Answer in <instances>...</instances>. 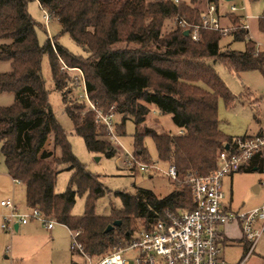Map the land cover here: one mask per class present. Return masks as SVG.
Returning a JSON list of instances; mask_svg holds the SVG:
<instances>
[{
	"label": "trees",
	"instance_id": "trees-1",
	"mask_svg": "<svg viewBox=\"0 0 264 264\" xmlns=\"http://www.w3.org/2000/svg\"><path fill=\"white\" fill-rule=\"evenodd\" d=\"M30 1L34 0H0V40L4 41L0 61L11 64L10 71L0 73V94L15 95L11 106L0 107V158H4L9 176L26 187L28 208L53 212L70 231L81 232L78 241L86 253L102 257L131 242L136 220L147 230L164 211L194 208L186 179L214 171L219 153L231 150L234 141L219 129L218 99L223 98L230 107L236 97L213 63L221 62L236 73L256 70L264 75V50L249 40L248 30L241 28L242 16L235 13L228 18L238 28L228 36L235 42L246 41L244 51L232 50L229 45L222 48L225 36L214 29H201L202 40L198 42L185 36L186 29L177 24L164 33L168 20L202 23V14L195 7L197 0H35L50 18L58 20L62 34H69L84 48L87 56L83 57L70 53L56 38L39 42L37 22L28 11ZM208 3L217 9L220 0ZM259 27L264 31V16ZM45 56L65 111L87 150L107 158L117 154L106 125L89 106L86 108L89 100L105 116L121 115L115 127L118 134L124 133L127 120L135 123L134 154L150 165L155 162L144 141L152 138L158 162L176 168L179 180L171 193L158 197L141 188L135 195L117 192L122 209L112 208L109 216L96 215V202L108 190L74 155L53 113L42 76ZM70 71L80 72L84 82L83 100L74 106L67 100L69 91L64 90ZM150 104L161 114L172 115L181 133L159 134L148 127ZM51 135L57 154H42ZM255 167L263 172V161L258 164L254 159L239 172L254 171ZM62 170L71 172L68 187L49 202ZM84 195L85 213L73 215L76 198ZM116 221L121 224L107 231ZM246 245L247 254L249 243Z\"/></svg>",
	"mask_w": 264,
	"mask_h": 264
},
{
	"label": "rangeland",
	"instance_id": "rangeland-1",
	"mask_svg": "<svg viewBox=\"0 0 264 264\" xmlns=\"http://www.w3.org/2000/svg\"><path fill=\"white\" fill-rule=\"evenodd\" d=\"M182 1L190 3L191 0ZM221 3H224V0H221ZM233 4L237 8L236 14L242 15L247 19L249 34L253 39L251 41L255 42L258 50H264V31L259 27L260 19L264 16V0H235L232 4H226L224 7L228 11H231L230 8ZM28 11L37 22V35L41 44L46 43L48 39L56 38L60 45L70 53L83 57L87 56L84 48L77 45L69 34H62V28L57 19L49 18V16L47 17L48 19L45 17L48 14L40 7L37 1L34 0L28 3ZM221 25L224 26L223 22H221ZM174 26V20L166 21L164 33H167ZM230 26L237 27L232 24ZM2 43L4 41L0 40V45ZM220 46L222 48L228 46L232 50L244 51L246 49V41L235 42L231 36H227L220 42ZM213 65L223 83L236 97L235 102L230 107L226 105L223 98L218 99L220 131L224 135L234 138L244 136L255 137L261 133L264 134V75L256 70L236 73L221 62H215ZM10 70V62L0 61V73ZM42 76L45 80V87L49 92V101L53 113L65 130L74 155L86 166L91 174L99 176L100 182L108 190L106 195L96 202V215L109 216L111 215L112 208L122 209V202L116 196L117 192L135 195L138 189L141 188L154 192L158 197H164L173 191L176 187L174 181L164 174L168 171L170 164L166 165L158 162L157 151L152 138L147 137L144 144L161 171H133L124 164L126 157L125 150L131 154L134 153L133 135L136 126L132 120L126 121L122 135L116 131L121 145L114 144L117 150V154L114 157L107 158L101 154L91 153L87 150L83 138L74 131L73 123L65 111L63 96L55 87L47 56L43 58L42 62ZM64 90L66 92L69 91V94L67 93V100L71 102V105L74 106L77 101L81 102L83 100L84 82L80 72L70 71L69 82ZM14 102L15 95L13 93L0 94V107L11 106ZM88 106L87 100V109ZM148 107L150 108V114L146 121L148 127L153 128L159 134H180L173 122L172 115L161 114L154 105L150 104ZM112 117L116 127L121 122V115L113 114ZM51 138V152L57 154L53 144V135H51ZM140 161L145 162L142 158ZM4 170H6V165L4 158L1 156L0 202L1 199L7 200L6 198L10 197L9 199L20 207L21 212H30L31 209L27 207L24 189L22 190L19 183L14 188L10 179L1 175ZM70 177V171H60L53 192L56 194L65 192ZM182 184H177V186L180 188ZM224 192L226 194L225 206H229L233 213H246L259 208L264 204V172H238L233 174L232 178L226 177ZM86 200L87 195L76 198V204L72 210L73 215L82 216L85 213ZM7 213L0 206V264H84V259L71 250L73 237L68 229L57 227L61 231V239L54 242L50 239V237L53 239L54 237L52 235L47 237L46 234L48 232L42 225L43 231L39 236V240H31L23 233L24 227L12 232L2 228L4 215ZM135 222L137 227L134 233L139 232L141 229L143 230L140 220H136ZM226 233L234 238L240 237L239 231L227 230ZM244 245L243 243L235 242L227 243L224 247L226 261L230 263L229 261L232 262L237 258L243 257L248 247ZM245 264H264V234L253 253L246 259Z\"/></svg>",
	"mask_w": 264,
	"mask_h": 264
},
{
	"label": "built area",
	"instance_id": "built-area-1",
	"mask_svg": "<svg viewBox=\"0 0 264 264\" xmlns=\"http://www.w3.org/2000/svg\"><path fill=\"white\" fill-rule=\"evenodd\" d=\"M169 1L179 3L181 0ZM236 11V6H232L231 13ZM246 20H241V28L248 29ZM175 24L185 28L197 42L202 40L201 29H214L227 37L238 28L221 25L214 5H209L208 11L202 16V23H189L182 18L176 19ZM88 104L96 113L97 120L106 125L108 137L113 144L121 145L112 115L105 116L89 100ZM125 154L124 164L131 170L161 171L157 163L150 165L141 162L134 153L126 150ZM256 157L263 161L264 172V134L234 138L231 150L219 153L218 166L214 171L205 176L192 174L186 179L192 192V210L162 212L149 229L134 233L131 242L115 247L102 257L86 253L78 241L81 232L69 230L73 237L71 250L84 259V264H230L223 259L221 230L228 224L236 223L240 226L244 239L250 244L245 260L239 263L244 264L264 234V204L246 213L231 212L229 206H225L224 180L238 173ZM164 174L174 182L179 180L174 166H170ZM0 205L8 212L4 215L2 224V228L7 231L12 232L16 225H26L31 221L42 224L48 230L61 224L50 211L43 212L34 208L23 213L10 199L2 200Z\"/></svg>",
	"mask_w": 264,
	"mask_h": 264
},
{
	"label": "crops",
	"instance_id": "crops-1",
	"mask_svg": "<svg viewBox=\"0 0 264 264\" xmlns=\"http://www.w3.org/2000/svg\"><path fill=\"white\" fill-rule=\"evenodd\" d=\"M235 0H233V1H225L224 0V3H221V0H220V3L221 4H219V7L216 9L217 10V17H218V19H219V21L220 22H223V24H224V26H226V27H229L230 25H231V22H230V20H229V18H228V14H230L231 13V11H228L227 10V8L226 7H224V5L226 6V4H232L233 2H234ZM222 4H224V5H222ZM209 3H208V0H199L198 1V3L195 5V7L201 12V14H202V16L208 11V8H209ZM232 6H235L234 4L232 5ZM231 6V7H232ZM230 10H231V8H230ZM235 14H236V12H235ZM238 15V14H237ZM239 16H242V15H239ZM242 19L243 20H245V18L242 16ZM241 19V20H242ZM247 21V20H246ZM47 22V21H46ZM248 25V24H247ZM248 28H249V26H248ZM248 30V32H249V29H247ZM249 40H253L252 38H251V36H250V34H249ZM262 134V133H261ZM260 135V134H259ZM52 138H51V136H49V139H48V141H47V144L45 145V147H44V149H43V151H42V154H45V153H48V151L49 152H51V150H52V144H50V143H52V140H51ZM49 144V145H48ZM47 147V148H46ZM45 149H48V150H45ZM254 159H258V164H260L261 163V159L260 158H254ZM254 159H252V161L254 160ZM251 161V162H252ZM250 162V163H251ZM250 163L247 165L248 167H249V165H250ZM162 164H166V165H168V163H162ZM246 166V167H247ZM257 169H258V167H255L254 168V171H257ZM1 175H3L4 177H7L8 179H10V181H11V183H12V185H13V187L15 188V185L16 184H20L21 185V188H22V190L24 189V191H25V194H26V187L22 184V183H20V182H18V181H14L10 176H9V174H8V172H7V168H6V170H4L3 172H2V174ZM232 176L233 175H231V176H228V177H231L232 178ZM225 181V180H224ZM55 194V192H53L50 196H49V202L52 200V197H53V195ZM25 197H26V195H25ZM10 197H7L6 199H9ZM3 199H1V201H2ZM1 206V205H0ZM2 207V206H1ZM3 208V207H2ZM3 210L4 211H7L6 209H4L3 208ZM42 224H40V223H38V222H34V221H32V222H29L28 224H26V225H19V227L16 229L15 228V230L14 231H18V230H20V228L21 227H24L23 229V233L24 234H26L31 240H35V241H37V240H39V236H40V234L42 233V231H43V229H42ZM57 227H61V229L62 228H64V229H68L66 226H64V225H62V224H60V225H56L52 230H48L47 228H45L46 229V231L48 232V234H46L47 235V237H49L50 235H52L53 237H54V239L53 238H51L50 237V239H52L54 242L55 241H58V240H60L61 239V231L60 230H58L57 229ZM69 230V229H68ZM227 230H235V231H239L240 232V237H238V238H234L233 236H230L229 234H227L226 232H227ZM230 242H235V243H243V245L246 247V244L248 243L245 239H244V237H243V234H242V231H241V228H240V226L238 225V224H236V223H231V224H228V225H226V226H224L223 228H222V230H221V245H222V248H223V259L226 261L227 259H226V254H225V252H224V247L226 246V244L227 243H230ZM246 256H247V254L245 253L244 254V256L243 257H240V258H237L235 261H229L230 263H235V264H239V263H241V262H243L244 260H245V258H246ZM227 263H228V261H226ZM245 264V263H244Z\"/></svg>",
	"mask_w": 264,
	"mask_h": 264
},
{
	"label": "water",
	"instance_id": "water-1",
	"mask_svg": "<svg viewBox=\"0 0 264 264\" xmlns=\"http://www.w3.org/2000/svg\"><path fill=\"white\" fill-rule=\"evenodd\" d=\"M225 1H233V0H225ZM184 35L185 36H189V32L188 31H185L184 32ZM226 149H228V146H226ZM121 224V222L120 221H116L115 223H114V225L113 226H109L108 228H107V231H110L114 226H119ZM19 227V225H16V229Z\"/></svg>",
	"mask_w": 264,
	"mask_h": 264
}]
</instances>
